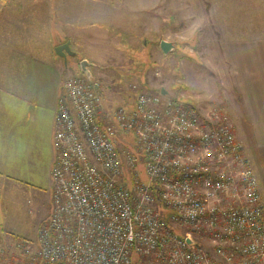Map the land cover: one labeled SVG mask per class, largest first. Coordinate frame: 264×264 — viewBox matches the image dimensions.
Instances as JSON below:
<instances>
[{"label":"built area","instance_id":"2783aa9c","mask_svg":"<svg viewBox=\"0 0 264 264\" xmlns=\"http://www.w3.org/2000/svg\"><path fill=\"white\" fill-rule=\"evenodd\" d=\"M99 93L85 76L64 83L52 210L34 248L19 246L26 264H264L260 186L227 114L143 92L114 112L136 140L120 148Z\"/></svg>","mask_w":264,"mask_h":264},{"label":"rangeland","instance_id":"374dc122","mask_svg":"<svg viewBox=\"0 0 264 264\" xmlns=\"http://www.w3.org/2000/svg\"><path fill=\"white\" fill-rule=\"evenodd\" d=\"M231 31L264 35V0H0V38L12 40L0 41V69L7 54L27 60L38 49L56 50L72 40V51L78 54L73 57L76 71L69 62V72L75 75L65 82L85 76L80 62L89 56L96 64L91 71L101 94L102 118L126 107L123 97L136 99L143 92H165L168 99L209 112L215 105L204 101L223 83L216 67L219 43L227 41ZM162 40L173 42L175 48L165 54ZM111 123L120 148L136 143L133 134L124 135L114 119ZM243 143L264 204V151ZM139 170L147 181L145 164H139ZM52 188L0 185V264H26L22 253L26 248L19 246L30 240L34 248L39 229L51 214ZM196 237L203 247L213 249L209 233Z\"/></svg>","mask_w":264,"mask_h":264},{"label":"crops","instance_id":"0c3cea01","mask_svg":"<svg viewBox=\"0 0 264 264\" xmlns=\"http://www.w3.org/2000/svg\"><path fill=\"white\" fill-rule=\"evenodd\" d=\"M228 36L227 41L219 43L220 58L216 61L223 83L204 102L211 101L227 114L240 141L264 151V35L231 31ZM70 42L72 50L73 41ZM19 55L7 54L6 64L0 69V185L16 182L46 189L50 184L53 187L58 102L65 80L75 75L73 57L78 56H68L65 65L55 48L38 49L27 60ZM69 62H73V72H69ZM123 100L129 109L136 102L129 97Z\"/></svg>","mask_w":264,"mask_h":264},{"label":"water","instance_id":"95a60500","mask_svg":"<svg viewBox=\"0 0 264 264\" xmlns=\"http://www.w3.org/2000/svg\"><path fill=\"white\" fill-rule=\"evenodd\" d=\"M160 48L161 50L167 54L169 53L171 50H173L175 48V45L173 42L171 41H167V40H162L160 42ZM56 52L59 56H61L64 59L65 65H68V56H78V54L76 52H73L71 50V42L67 41L66 43L59 45L56 48ZM91 66H94V63H92L91 61H89L88 59H83L80 62V69L83 72V74L86 76V78L89 80L90 83H94L93 80V73L91 71ZM95 87L98 88V84H95ZM163 94H165V92H163ZM188 242H192L191 239H188Z\"/></svg>","mask_w":264,"mask_h":264},{"label":"bare ground","instance_id":"6f19581e","mask_svg":"<svg viewBox=\"0 0 264 264\" xmlns=\"http://www.w3.org/2000/svg\"><path fill=\"white\" fill-rule=\"evenodd\" d=\"M163 95V94H162ZM165 96V95H164ZM166 97V96H165ZM167 98V97H166ZM168 99V98H167ZM190 104V103H189ZM245 148V147H244ZM192 240V239H191Z\"/></svg>","mask_w":264,"mask_h":264}]
</instances>
